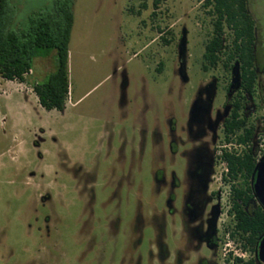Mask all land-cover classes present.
<instances>
[{
	"label": "rangeland",
	"instance_id": "1",
	"mask_svg": "<svg viewBox=\"0 0 264 264\" xmlns=\"http://www.w3.org/2000/svg\"><path fill=\"white\" fill-rule=\"evenodd\" d=\"M246 1L260 75L241 112L254 123L264 117L254 107L264 95V0ZM55 2L9 0L8 25L23 27ZM142 2L73 0L64 110L34 100L32 82L55 70V55L35 58L24 82L0 77V264H224L235 181L221 174L219 155L241 133L226 140L222 130L240 88L239 64L202 69L214 19L205 0H166L154 18L152 0ZM197 109L210 110L214 123L204 139L216 157L208 193L220 207V239L211 247L186 230L180 199L169 212L168 189L154 180L157 167L162 176L181 172L168 150L170 125L176 134L189 130Z\"/></svg>",
	"mask_w": 264,
	"mask_h": 264
},
{
	"label": "trees",
	"instance_id": "2",
	"mask_svg": "<svg viewBox=\"0 0 264 264\" xmlns=\"http://www.w3.org/2000/svg\"><path fill=\"white\" fill-rule=\"evenodd\" d=\"M141 2L145 0H140ZM166 0H152L151 17L156 16L159 5ZM9 0H0V77L6 80L24 82L34 68V59L50 57L55 52L56 68L45 80L32 82L38 102L45 110L65 109L69 97L68 54L73 24V0H56L52 8L32 14L23 27L11 28L9 21ZM142 2L141 8H146ZM246 0H205L213 16L212 34L205 42L202 54V69L207 71L216 67L220 61L225 68L233 62L239 64L240 90L236 104L224 123V137L237 135L238 141H254L256 126L248 123L241 112L242 101L255 92L258 73L256 60L255 22ZM133 14H140L129 8ZM228 30V35L226 31ZM165 43L169 41L162 37ZM227 39L229 41H227ZM264 73V64L262 66ZM228 166V177L234 180L232 187V206L234 215L231 235H239L253 251L247 260L236 259L233 264H256V250L264 235V210L256 202L252 191V174L257 161L253 146L242 155L235 156L224 152ZM251 205V209L249 206Z\"/></svg>",
	"mask_w": 264,
	"mask_h": 264
},
{
	"label": "flooded vegetation",
	"instance_id": "3",
	"mask_svg": "<svg viewBox=\"0 0 264 264\" xmlns=\"http://www.w3.org/2000/svg\"><path fill=\"white\" fill-rule=\"evenodd\" d=\"M258 72L259 71L257 70V73ZM259 75L260 74L258 73V77ZM257 84H259L258 79ZM239 90L240 88L236 92V97L239 94ZM236 97L231 103L229 114L222 120V130L224 128L226 119L231 114L233 106L236 104ZM205 98H207V101L210 100L208 97ZM207 101L205 104L208 107L210 102L207 105ZM256 105L257 106L254 105L256 112H259L260 109H263L264 111V95L260 97L259 104ZM242 106H244L243 102ZM209 111L207 109H205V112L203 113H201L199 109L192 111L189 118V123L192 124L191 128L189 130L186 129L184 132L181 130L180 134H176L173 123L170 125V133L168 135V150L173 162H175L177 159L181 161L182 169L178 174L172 168L167 176H162V170L164 169L162 167L160 168L156 166L159 171L155 173L154 180L157 186L162 187L166 185V188L168 189L169 212H176L174 203L180 199L181 208L179 212L181 218L183 217L187 222L186 230H192L193 232L197 233L195 235L198 237L201 243L211 247L215 242V239H220V237L217 236V220L220 214V207L218 204L215 205V207H212L211 204L214 201L216 195L211 192L208 193L207 188L209 177L212 175V168L215 166L216 160L215 149L210 148L207 141L204 140L207 131L211 132L214 127V123H212L209 116ZM195 117H197V120L195 119L192 121V118ZM198 117L201 118L198 119ZM253 124L256 126L255 136L261 135L259 132L264 130V117H256V120ZM194 128L195 130H192ZM159 172H161V175H159ZM177 189L179 191L181 190L179 195L176 193ZM215 235L217 237H214ZM191 250L192 249L190 248V251ZM166 255V247L165 249L163 247V250L160 252L161 261L166 259ZM256 264H258L257 261Z\"/></svg>",
	"mask_w": 264,
	"mask_h": 264
},
{
	"label": "built area",
	"instance_id": "4",
	"mask_svg": "<svg viewBox=\"0 0 264 264\" xmlns=\"http://www.w3.org/2000/svg\"><path fill=\"white\" fill-rule=\"evenodd\" d=\"M31 72V70H30ZM233 145V148L231 146ZM225 149L219 155V161L222 166L221 174L224 173V176H228V166L227 162L223 156L224 152H228L235 156L242 155L247 149L251 146L256 150L257 159L264 153V138L260 139V135L254 137V141H238L235 139V144L229 142L224 145ZM231 192L228 193L230 196ZM230 203V208L232 203ZM230 233H227L226 241L224 243V251H223V260L224 264H233L236 259L247 260L249 259V253L251 249L249 245H246L241 238L230 237ZM251 258V257H250Z\"/></svg>",
	"mask_w": 264,
	"mask_h": 264
},
{
	"label": "water",
	"instance_id": "5",
	"mask_svg": "<svg viewBox=\"0 0 264 264\" xmlns=\"http://www.w3.org/2000/svg\"><path fill=\"white\" fill-rule=\"evenodd\" d=\"M252 191L255 200L264 210V153L257 159L252 174ZM256 261L264 264V235L260 238L257 250Z\"/></svg>",
	"mask_w": 264,
	"mask_h": 264
},
{
	"label": "crops",
	"instance_id": "6",
	"mask_svg": "<svg viewBox=\"0 0 264 264\" xmlns=\"http://www.w3.org/2000/svg\"><path fill=\"white\" fill-rule=\"evenodd\" d=\"M126 7V6H125ZM124 11H125V9H124ZM78 16L80 17V10H78ZM74 17H75V12H74V7H73V24H72V29H71V34H70V41H69V44H70V42H71V37H72V32H73V28H74ZM55 55V52H52L51 53V55H50V57H53ZM42 59H44V58H42V57H39V59H37V60H42ZM70 60V50H69V54H68V61ZM36 102H37V104H38V106L39 107H41L40 106V104L38 103V99H37V96H35V99H34Z\"/></svg>",
	"mask_w": 264,
	"mask_h": 264
}]
</instances>
